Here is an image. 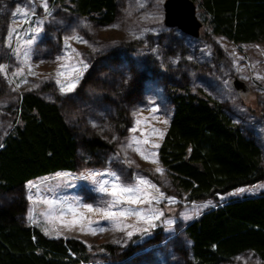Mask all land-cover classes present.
Instances as JSON below:
<instances>
[{"label": "rangeland", "instance_id": "obj_1", "mask_svg": "<svg viewBox=\"0 0 264 264\" xmlns=\"http://www.w3.org/2000/svg\"><path fill=\"white\" fill-rule=\"evenodd\" d=\"M163 2L117 0L116 17L101 25L72 14L68 2L0 0V66L5 69L0 71V143L17 121V99L31 91L55 102L77 134L98 135L113 146L90 155L79 149L74 171L23 184L22 221L47 237L79 240L99 262L107 253L96 247L109 244L118 254L132 246L128 264H169L179 239L189 245L182 235L187 222L218 202L264 192L263 179L188 201L160 165L154 145L160 144L171 113L165 88L186 85L224 106L231 122L260 148L264 167V41L235 44L220 35L202 34L207 25L197 6L199 35L189 36L164 25ZM123 41L141 46L125 50ZM234 77L245 82L247 92L233 88ZM72 81V91H61ZM111 102L123 108L124 133L117 128ZM102 183L108 192L99 190ZM114 184L116 196L111 195ZM124 187L133 193L121 195L119 188ZM128 196L139 202L130 203ZM104 211L129 215L109 220ZM137 212L150 217L151 224L133 214ZM89 222L96 235L89 231ZM155 232L161 241H155ZM222 264L264 261L244 252Z\"/></svg>", "mask_w": 264, "mask_h": 264}, {"label": "trees", "instance_id": "obj_2", "mask_svg": "<svg viewBox=\"0 0 264 264\" xmlns=\"http://www.w3.org/2000/svg\"><path fill=\"white\" fill-rule=\"evenodd\" d=\"M71 4L72 14L101 25L116 17L117 0H55ZM207 30L232 43L264 41V0H192ZM209 30V31H208ZM125 50L137 41L120 43ZM171 105L157 158L173 187L188 201L225 194L264 179L261 151L226 115L224 106L188 86L165 88ZM116 125H127L118 102H111ZM121 107V108H120ZM17 121L0 143V264H128L132 246L121 254L109 244L96 248L107 256L99 262L77 239L52 238L23 223L26 182L57 171H74L78 152L94 154L112 149L94 134H77L59 106L34 92L17 99ZM174 245L169 264H222L251 252L264 261V192L229 198L187 222ZM155 241H161L155 232ZM134 259V258H133ZM136 259V258H135Z\"/></svg>", "mask_w": 264, "mask_h": 264}, {"label": "water", "instance_id": "obj_3", "mask_svg": "<svg viewBox=\"0 0 264 264\" xmlns=\"http://www.w3.org/2000/svg\"><path fill=\"white\" fill-rule=\"evenodd\" d=\"M163 23L167 27H175L183 33L197 37L201 22L196 16V5L192 0H164ZM233 88L242 93L248 91V86L238 77L231 81Z\"/></svg>", "mask_w": 264, "mask_h": 264}, {"label": "snow or ice", "instance_id": "obj_4", "mask_svg": "<svg viewBox=\"0 0 264 264\" xmlns=\"http://www.w3.org/2000/svg\"><path fill=\"white\" fill-rule=\"evenodd\" d=\"M45 7H47L46 2H45ZM76 39H80V38H79V37H76ZM86 67H87V66L85 65V68H86ZM4 70H5V69H4V66H0V71H4ZM60 75L63 76L64 73H60ZM75 87H76V81H72V82H69V83H67V84H65V85H62V86H61V91H63V92H69V91H72ZM138 123H139V122H138ZM161 135H162V134H161ZM154 147H158V145H154ZM146 158H147V157H146ZM153 162H156V161L154 160ZM157 171H162V170H161V169H157ZM105 183H106V182H105ZM140 183H141L142 185H143V184H148V182L145 181V180H141ZM117 188H118V185H115V184H114V185H113V191H112L111 195H113V196H116V195H117V191H116ZM99 190H100L101 192H108V188H106V187L104 186V183H102V184L100 185ZM133 191H134V190H133L132 188H127V187L119 188V192H120L121 195H123V194H128V193H133ZM128 200H129L130 203H133V204L139 202L138 199H134L132 196H128ZM119 202H121V201H116V203H119ZM45 203L51 205V204H53L54 202H53V201H45ZM87 210H88L89 212L94 211L93 208L90 207V206H88V209H87ZM69 211L75 212V209H72V208L70 207V208H69ZM102 214H103L104 217H106V218L109 219V220H116L118 217H125V216L129 215V213H128L127 211H122V212H120V213H115V212H112V211H104ZM133 214L139 216L141 220H144L145 222H147V223H149V224H151V222H152V221H151V218H150V217H146L143 213L137 212V213H133ZM91 224H92V222H89V231L91 232V234L96 235L97 232H96L95 229H92V228H91ZM152 226H154V225H152ZM129 227H132V226H129ZM104 230H105L104 228H101L99 231H100V232H103ZM121 230H124V229H121ZM81 231H84V228H83V227H81ZM127 234H128V236L130 237V236L133 235V232L129 231Z\"/></svg>", "mask_w": 264, "mask_h": 264}, {"label": "flooded vegetation", "instance_id": "obj_5", "mask_svg": "<svg viewBox=\"0 0 264 264\" xmlns=\"http://www.w3.org/2000/svg\"><path fill=\"white\" fill-rule=\"evenodd\" d=\"M242 93H245V92H242Z\"/></svg>", "mask_w": 264, "mask_h": 264}]
</instances>
